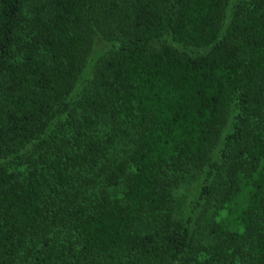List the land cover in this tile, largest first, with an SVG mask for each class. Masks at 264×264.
I'll list each match as a JSON object with an SVG mask.
<instances>
[{
    "label": "trees",
    "instance_id": "obj_1",
    "mask_svg": "<svg viewBox=\"0 0 264 264\" xmlns=\"http://www.w3.org/2000/svg\"><path fill=\"white\" fill-rule=\"evenodd\" d=\"M0 264H264V0H0Z\"/></svg>",
    "mask_w": 264,
    "mask_h": 264
},
{
    "label": "rangeland",
    "instance_id": "obj_2",
    "mask_svg": "<svg viewBox=\"0 0 264 264\" xmlns=\"http://www.w3.org/2000/svg\"><path fill=\"white\" fill-rule=\"evenodd\" d=\"M108 46L107 42L104 40L97 39L95 41V44L91 50L90 55L88 56L86 66L87 68L90 66L89 63L95 60L98 53L106 49ZM194 54L196 51L193 52ZM88 64V65H87ZM86 71V70H85ZM89 76L86 77V79ZM232 117H230L226 123L225 128L222 132V138H224L229 132H230V124H231ZM195 191V185H185L179 190V194H177V204H178V211L179 213H188V211L193 206V203L195 202L193 193ZM188 210V211H187ZM181 211V212H180ZM187 211V212H186Z\"/></svg>",
    "mask_w": 264,
    "mask_h": 264
}]
</instances>
